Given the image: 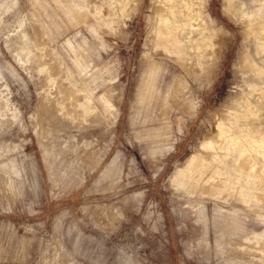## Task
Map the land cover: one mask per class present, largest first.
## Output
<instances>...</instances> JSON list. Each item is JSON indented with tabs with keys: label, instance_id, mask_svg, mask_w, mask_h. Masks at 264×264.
I'll use <instances>...</instances> for the list:
<instances>
[{
	"label": "rangeland",
	"instance_id": "374dc122",
	"mask_svg": "<svg viewBox=\"0 0 264 264\" xmlns=\"http://www.w3.org/2000/svg\"><path fill=\"white\" fill-rule=\"evenodd\" d=\"M219 128L264 195V0H0V264H264V198L178 175Z\"/></svg>",
	"mask_w": 264,
	"mask_h": 264
},
{
	"label": "bare ground",
	"instance_id": "6f19581e",
	"mask_svg": "<svg viewBox=\"0 0 264 264\" xmlns=\"http://www.w3.org/2000/svg\"><path fill=\"white\" fill-rule=\"evenodd\" d=\"M162 2L165 0H161ZM176 5V4H175ZM177 9V8H176ZM173 13V12H172ZM84 14V13H83ZM82 12H80V10H75V17L76 18H83L85 15H83ZM175 14V13H174ZM173 15V14H172ZM86 18V17H85ZM169 25V24H168ZM173 27V26H172ZM171 25L170 26H166V32L164 31V40H168V42H166V44H169L171 47H173L172 52H174V49L177 52H181V48L179 45H177L173 40L171 35H173V29H172ZM161 35V33H160ZM162 37V36H161ZM163 40V41H164ZM175 51V52H176ZM180 80V79H179ZM178 81V80H177ZM182 83V81H180ZM71 94V93H70ZM64 95V94H63ZM62 95V97H63ZM66 96V94H65ZM70 96V95H69ZM59 98V97H58ZM65 98V97H64ZM67 98V97H66ZM57 99V98H56ZM62 99V98H61ZM176 99V97H175ZM178 99V97H177ZM74 100V99H73ZM59 101V100H58ZM72 101V100H71ZM70 101V102H71ZM73 104V103H72ZM71 104V106H72ZM75 104V103H74ZM58 105V103H57ZM56 107V106H55ZM62 107V106H60ZM68 107V106H67ZM77 107V106H76ZM70 108V106H69ZM73 108V107H71ZM53 109H55L53 107ZM62 109V108H60ZM64 109V108H63ZM56 110V109H55ZM58 110V109H57ZM82 110H85L82 108ZM71 111V110H70ZM80 111V110H79ZM78 111V113H79ZM54 112H58V111H54ZM67 112V111H66ZM72 112V111H71ZM75 112V111H74ZM59 114V113H58ZM65 114V113H64ZM62 114V115H64ZM69 114V113H68ZM75 114V113H74ZM76 115V114H75ZM79 115L83 118L82 114L79 113ZM57 116V115H56ZM71 116V115H70ZM78 116V114H77ZM69 117V116H68ZM72 117V116H71ZM58 118V116H57ZM77 118V117H76ZM91 118V117H90ZM73 118H71L72 120ZM75 119V118H74ZM78 119V118H77ZM77 122V120H75ZM74 121V122H75ZM217 136V139H216ZM215 138H210L207 142H204L201 147L199 148V151L197 154L192 155L190 158H188V160L185 163V167L180 170L177 174L180 176L179 178H182V180L184 181L183 185H186L185 187H188V190L191 194H195L197 195V197L199 199H202L201 197L204 196H217V194H220L222 196H227V195H233L232 192L236 191L238 197L242 200L243 203L248 204L250 199H257L258 201L261 198H264V195H257V193H255L253 191V187H251L249 184L251 183L252 179H254V175H253V169L255 168V166L253 165L254 163L252 162V158H250L249 156H245V154L242 151H245L246 148L241 147V152L239 154L240 158V162H239V167H238V173L237 176L234 178V181L229 182L228 184H226V180L222 179L220 180V183L215 182V177L221 173H219V170H212V173L210 178L213 179L212 182H210L209 180H205V175L206 173H208V171H210L213 167L212 165V160H213V156H214V150H213V145H212V140L215 139L216 142H218V144L221 145L222 142H224L226 140V136L224 131H222L220 128L217 131ZM214 141V140H213ZM226 142V141H225ZM229 142L232 144V146L236 147L239 144V141L236 138H229ZM228 142V143H229ZM216 145V144H215ZM243 145V144H242ZM217 146V145H216ZM221 147V146H220ZM240 147V145L238 146ZM220 150V149H219ZM257 153L260 154V150H257ZM244 154V155H243ZM247 155V154H246ZM254 167V168H253ZM110 168H107V171L109 172ZM116 169V168H115ZM237 171V170H236ZM208 173V174H209ZM224 176L226 177L227 175L224 174ZM177 177V176H176ZM253 177V178H252ZM211 179V180H212ZM221 179V178H219ZM218 179V180H219ZM175 180V179H174ZM231 180V179H230ZM241 180L245 181V187H239L238 189V184ZM251 180V181H250ZM176 181V180H175ZM244 183V182H243ZM184 188V187H183ZM185 189V188H184ZM187 189V188H186ZM235 193V192H234ZM235 193V195H236ZM221 196V197H222ZM214 198V197H213ZM237 198V197H236ZM229 200V198H228ZM263 200V199H262ZM261 200V201H262ZM263 202V201H262ZM244 240H246L249 243H257L258 246H260L259 248H261V250H255L243 243H236L233 247V250H239L241 255L250 257L253 259V255H255L253 252H256L257 255L259 257H264V241L262 240H254L253 237H246L243 238ZM235 242V241H234ZM233 244V243H232ZM233 246V245H232ZM231 248V247H229ZM231 251V250H230ZM234 252V251H233ZM236 252V251H235ZM238 255V254H237ZM256 257V256H255ZM261 259V258H260Z\"/></svg>",
	"mask_w": 264,
	"mask_h": 264
}]
</instances>
